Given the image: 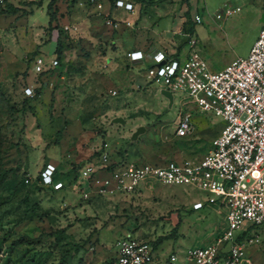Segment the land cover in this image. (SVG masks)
Segmentation results:
<instances>
[{
	"label": "rangeland",
	"instance_id": "374dc122",
	"mask_svg": "<svg viewBox=\"0 0 264 264\" xmlns=\"http://www.w3.org/2000/svg\"><path fill=\"white\" fill-rule=\"evenodd\" d=\"M49 1L14 0L19 10L10 13L0 0V264H106L122 236L155 242L153 264L171 251L183 264L185 250L216 240L225 221L224 208H192L195 200L205 201L206 191L153 182L112 198L84 196L74 182L57 190L40 184L39 170L51 162L71 178L78 163L104 148L113 157L159 163L201 156L221 118L201 111L183 92H173L169 106L160 87L145 77L147 62L140 68L125 59L128 41L180 48L183 56L194 36L208 68L218 70L248 54L264 26L258 21L263 0L138 3L134 26L118 28L107 26L112 18L97 5L101 0H56L53 27ZM225 3L241 9L215 18ZM119 12L122 19L134 17ZM195 13L201 22H192ZM143 15L157 35L137 31ZM37 55L55 57L58 64L35 73ZM186 107L193 111L194 129L177 138L174 124ZM116 115L125 122L110 123ZM141 124L145 132L130 140ZM249 232L259 238L249 244V258L264 264V222Z\"/></svg>",
	"mask_w": 264,
	"mask_h": 264
},
{
	"label": "built area",
	"instance_id": "2783aa9c",
	"mask_svg": "<svg viewBox=\"0 0 264 264\" xmlns=\"http://www.w3.org/2000/svg\"><path fill=\"white\" fill-rule=\"evenodd\" d=\"M114 4L133 10L130 1L114 0ZM240 9L239 5L225 3L215 18H226ZM193 20L202 19L195 13ZM125 24L131 22L127 20ZM195 44V37H190L183 56L180 49L139 48L128 49L124 56L134 66L141 64L140 68L147 62L144 74L150 82L172 93H185L201 111L221 118L222 126L210 139L209 148L199 157L162 163L113 157L104 148L92 159L80 163L74 186L84 196L105 198L128 194L153 182L190 184L202 189L207 198L204 202L195 200L192 207L210 204L219 212L224 208L225 221L216 240L185 250L183 264H254L248 248L259 238L249 230L264 222V26L247 55L235 57L218 70L208 68ZM56 64L55 57L46 60L37 55L33 70L41 73ZM27 89L30 94L31 89ZM110 93L114 95L117 90L110 89ZM193 129V111L186 107L177 115L173 134L183 138ZM55 171L54 163H45L39 170L40 182L61 188L63 182L53 178ZM24 181L29 182V176ZM156 249L149 240L122 236L116 240L113 255L106 264H153ZM178 259L177 252L171 251L160 264H176Z\"/></svg>",
	"mask_w": 264,
	"mask_h": 264
},
{
	"label": "crops",
	"instance_id": "0c3cea01",
	"mask_svg": "<svg viewBox=\"0 0 264 264\" xmlns=\"http://www.w3.org/2000/svg\"><path fill=\"white\" fill-rule=\"evenodd\" d=\"M7 1H9L11 3L14 2V0H7ZM99 3H100V8L102 9V11L105 12L106 14L107 13L110 14V17L112 18V21H109L108 23H106L107 26L111 27V28H113L114 26L116 28H118L119 26L133 27L135 21L140 16V13L136 7V5L138 3H133V10L132 11L124 9L123 7H116L114 5H113V7H111L108 0H101V2H99ZM120 8L124 9L126 12H129L134 17L131 18V17L125 16L124 19H122L120 16L121 13L119 12ZM127 20H129L131 22V25L125 24V21H127ZM52 24H54V22H52ZM139 27H142V28H139ZM136 29H137V31H140V33H143V31H145V33L146 34L148 33V35H150V36L157 35L153 29V26H151V23L148 20V16H146V15H143L142 18L139 20V24H138V26L136 25ZM128 42H129L128 43L129 45H128L127 49L139 48V49H142L144 51H153V50H157V49H166V48L168 49V47L164 48V47L160 46L159 43H156L154 45L153 44L152 45L145 44V40H136V41H130L129 40ZM168 50L173 51V49H171V48ZM125 59L128 61V59L126 57H125Z\"/></svg>",
	"mask_w": 264,
	"mask_h": 264
},
{
	"label": "trees",
	"instance_id": "16d2710c",
	"mask_svg": "<svg viewBox=\"0 0 264 264\" xmlns=\"http://www.w3.org/2000/svg\"><path fill=\"white\" fill-rule=\"evenodd\" d=\"M56 0H50L48 3H47V10H48V22H49V24L51 25L52 24V22H54V20L56 19V9L54 8V9H52V5L54 4V2H55ZM125 1H130V2H132V4L133 3H140V4H144V3H153V2H155L156 0H125ZM4 2H5V4H6V8H7V10L6 11H8V12H10V13H14V12H16L17 10H19V7H17L16 5H14L13 3H11V2H9V1H7V0H4ZM112 2H113V5L114 6H116L115 4H114V0H112ZM117 7V6H116ZM195 15V14H194ZM193 15V16H194ZM191 20H192V22L194 23V20H193V17H191ZM53 27H55L56 26V24H53L52 25ZM191 28H192V25H191ZM57 49V48H56ZM180 49V48H179ZM178 49V50H179ZM57 64H58V61H57ZM56 64V65H57ZM55 65V66H56ZM54 66V67H55ZM51 69H49V70H46V71H43V72H41V73H44V72H48V71H50ZM99 153V151H97V153L96 154H98ZM80 166V163H78V165H77V172H76V174H74L71 178H68L67 179V176H63V175H61L60 174V169L58 168V165H56V171L54 172V175H53V178H54V180H61L62 182H63V186L61 187V188H63V187H65L69 182H74L75 180H76V178H77V173H78V167ZM25 179V178H24ZM38 179H40V176L38 175ZM31 182V180L29 181V182H27V183H30ZM40 182V181H39ZM40 184H42L41 182H40ZM43 185V184H42ZM45 186H47V185H45ZM48 187H51V189L52 190H57V189H55V188H53L51 185H48ZM60 189V188H59ZM100 197H102V196H100ZM193 208V207H192ZM245 234V232H243V234L242 235H244ZM241 235V236H242ZM151 242V241H150ZM155 247H156V244H155V242H151Z\"/></svg>",
	"mask_w": 264,
	"mask_h": 264
},
{
	"label": "water",
	"instance_id": "95a60500",
	"mask_svg": "<svg viewBox=\"0 0 264 264\" xmlns=\"http://www.w3.org/2000/svg\"><path fill=\"white\" fill-rule=\"evenodd\" d=\"M258 21L260 23H264V8L260 11L259 13V16H258ZM160 93L167 98L168 100V105L171 106L172 103H173V99H174V96H173V93L165 88V87H161L159 89ZM125 122V119L120 116V115H116V116H113L111 119H110V123H124ZM146 130V127L144 125H138L130 134V140H135L139 134L141 133H144Z\"/></svg>",
	"mask_w": 264,
	"mask_h": 264
}]
</instances>
